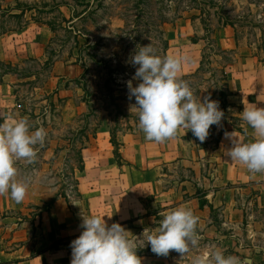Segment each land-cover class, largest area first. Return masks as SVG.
<instances>
[{
    "label": "rangeland",
    "instance_id": "1",
    "mask_svg": "<svg viewBox=\"0 0 264 264\" xmlns=\"http://www.w3.org/2000/svg\"><path fill=\"white\" fill-rule=\"evenodd\" d=\"M14 1L0 0V8L15 6ZM20 5L34 8L22 20L0 13V37L12 34L15 29L20 31L19 25L26 21L27 26L43 24L45 30L36 28V34L46 40L49 60L31 59L13 68L11 74L21 79L15 87L16 115L27 117L34 125L33 130L43 126L48 135L34 163H16L17 179L28 183L25 199L17 203L9 195H0V256L3 261L11 262L29 259L38 253L42 247L39 242L44 238L43 215L55 199L73 202L79 198L76 175L83 165L81 150L96 134L111 130L118 142L125 140L122 135H144L133 106L135 97L129 100L127 87V81L132 80L138 67L130 63L131 56L139 50L137 46L151 43L156 54L163 57L168 43L176 48L178 43L196 39L202 45V52L207 49L213 56L209 39L218 45V30L226 27L224 22H230L236 29V38L242 42L257 40L264 50V0H21ZM49 25L53 31L48 29ZM87 39L92 46L82 49L83 60H78V51ZM186 45L187 41L183 46ZM215 59L195 77H190L195 73L181 77L197 98L203 101L205 96H210L219 102L220 110L230 111L226 118L238 120L239 116L231 114H237L238 109L226 101L222 79L223 65L232 55ZM189 61H193L192 57ZM84 64L88 66L85 74ZM6 68V63L0 64L1 72ZM186 71H191L190 66H186ZM29 74L33 77L26 79ZM132 82L133 86L139 83ZM57 87L66 88L65 99L57 97ZM65 102L66 113L72 115L71 122H64L62 117ZM181 131L182 128L178 132ZM218 139L217 125H212L205 142L215 147ZM184 181H188L185 186ZM167 185L175 191L172 200L150 203L148 220L138 222L134 229L124 227L145 256L157 257L161 264H192L193 257L219 248L225 256H238L246 264H264V259L255 256V246L264 247V238L247 240L252 229L246 220L237 216L230 224H224L226 220L219 209L206 207L207 188L197 185L191 168L177 167ZM182 187L186 193L180 190ZM179 206L191 208L199 218V247L183 258L175 251L167 257L157 256L150 245L144 246L145 241L137 237H142L145 228L154 230L163 214ZM199 207L204 210L199 212ZM76 238L57 242L71 251V241ZM57 242L50 248L54 244L59 248L61 245Z\"/></svg>",
    "mask_w": 264,
    "mask_h": 264
},
{
    "label": "crops",
    "instance_id": "2",
    "mask_svg": "<svg viewBox=\"0 0 264 264\" xmlns=\"http://www.w3.org/2000/svg\"><path fill=\"white\" fill-rule=\"evenodd\" d=\"M36 28L44 29V25L25 26L20 31L0 37V61L21 66L31 59L49 60L45 50L46 40L36 34ZM48 29L53 31L50 27ZM29 34L30 37H27ZM217 36L218 45L232 52V59L226 66L225 88L230 93L228 104L238 109L237 114H231L239 116V119L230 120V117L226 118L230 111L224 112L222 127L217 126L219 139L216 146L212 147L205 141L201 143L190 130L183 128L175 138L162 143L146 139L145 134H126L121 136L125 140L119 141L120 161L115 154L111 130L99 132L81 150L84 168L76 175L79 198L73 202L57 199L44 213V238L39 242L42 247L38 253L29 259L12 262L3 261L0 256V264H71V251L66 245L61 244L59 248H50V245L81 234L82 213L105 215L104 219L109 225L120 223L123 227L134 229L138 222L151 217L150 203L172 200L175 191L167 182L179 166L191 168L197 185L206 186V207L219 209L226 220L224 224H230L234 217L240 216L252 229L247 240L259 241L264 238V173L253 174L244 165L229 160L225 154L231 147L225 133L234 132L235 137L244 142L254 138L241 112L250 104L264 107V50L257 40L240 41L232 26L218 30ZM186 41L188 45L183 46ZM186 41L178 43L176 48L169 44L166 52V56L184 58L181 76L195 73L202 61L201 43L192 39ZM190 57L192 62L189 61ZM186 66H190V72L186 71ZM16 77V74L10 73L0 82V123L5 118H20L16 115L18 97L15 87L21 79ZM54 78L60 80L66 77ZM57 90V97L65 99L66 88L57 87ZM62 117L64 122L72 120V115L66 113V102ZM186 183L188 181L182 182L184 186ZM180 190L184 191V188ZM236 195L239 197L236 198ZM219 197L222 198L218 200ZM203 210L198 209L199 212ZM249 210L253 212L248 213ZM255 249V256L264 259V247L255 246ZM142 264L161 263L151 255L143 256Z\"/></svg>",
    "mask_w": 264,
    "mask_h": 264
},
{
    "label": "clouds",
    "instance_id": "3",
    "mask_svg": "<svg viewBox=\"0 0 264 264\" xmlns=\"http://www.w3.org/2000/svg\"><path fill=\"white\" fill-rule=\"evenodd\" d=\"M137 48L130 63L138 67L132 80L127 81V87L129 100L135 97L133 106L138 112L139 129L146 139L162 143L175 138L183 128L203 143L211 126H220L224 117L219 102L210 96L201 101L194 95L189 83L180 75L183 57H161L151 43ZM133 80L139 81L137 86H133ZM241 117L252 129L254 138L244 142L236 138L234 132L225 133L231 141L226 157L244 165L253 174L264 173V107L245 106ZM33 128L27 117H9L0 123V195H9L17 203L25 199L28 183L17 179L16 163H34L48 135L43 126ZM104 217L82 213L80 227L83 230L70 244L71 264H142V258L137 255L138 245L129 238L130 232L120 223L109 225ZM198 220L191 208L179 206L163 214L154 230L145 228L142 237L137 239L145 241L144 246L150 245L157 256L167 257L175 251L183 258L199 247ZM192 264L246 262L238 256H225L216 248L193 257Z\"/></svg>",
    "mask_w": 264,
    "mask_h": 264
},
{
    "label": "trees",
    "instance_id": "4",
    "mask_svg": "<svg viewBox=\"0 0 264 264\" xmlns=\"http://www.w3.org/2000/svg\"><path fill=\"white\" fill-rule=\"evenodd\" d=\"M16 1V5L15 6H13V5H11V4H9V6L7 7V8H0V13H2L3 15H8V16H11V17H13V18H17V19H24L25 17H26V13L28 12V11H32V9L34 8V7H22V5H20V2H21V0H15ZM14 1V2H15ZM89 2H90V0H89ZM73 17H75V15L73 16ZM77 18H79V16L77 17ZM76 18V19H77ZM192 19L194 20L195 19V17H192ZM73 21V20H72ZM21 24V23H20ZM28 25V22L26 21V22H24L23 24H21V25H19V29H22L23 27H25V26H27ZM223 25L224 26H228V25H230V26H234L232 23H230V22H224L223 23ZM50 26V25H49ZM50 28L53 30V27H51L50 26ZM18 29V30H19ZM14 31H17V29H15ZM0 34H2V33H0ZM85 34V36H86V38H88L87 37V35L88 34H86V33H84ZM78 36H80V35H78ZM193 40V42H199L198 40H196V39H192ZM87 41V43L84 45V46H82V48L81 49H79V51H78V53H79V57H78V60L80 59V60H83L82 59V54H81V50L82 49H85V50H88V49H90L91 48V42H90V40H86ZM168 45H169V43H168ZM209 46H210V48H211V51H212V53L211 54H213V56H211L210 55V53H208V51H207V49L205 50H203V52H202V61H201V66L198 68V70L195 72V74H193V75H191L190 77H195L196 75H198L199 73H201L206 67H208L210 64H212V62H211V60L214 58V61H217V59H215V57H224L226 54H231L232 52L231 51H227V50H224L223 48H221L219 45H214V43L209 39ZM169 48V46L167 47V49ZM167 49H166V52H167ZM77 60V61H78ZM0 64H5L4 62H1L0 61ZM7 64V63H6ZM47 64V63H46ZM7 66H8V68H6V70L5 71H0V82H2V79H3V77L5 76V75H7V74H10V73H13V68L15 67V66H13L12 64H7ZM226 66H227V63L226 64H224L223 65V70H222V79H223V81L225 82L224 83V86L226 85V80H227V73H226ZM84 68H86V70L84 71V74L86 73V71H87V68H88V66L86 65V64H84ZM29 76H33L32 74H29L28 75V77H26V78H30ZM186 78H190L189 76L187 77V76H185ZM226 89V88H225ZM227 90V89H226ZM226 99H227V97L230 95V93L228 92V91H226ZM227 101V100H226ZM111 135H112V143H113V145L115 146V154H116V157L120 160V158H121V154H120V143L118 142V141H116V136H115V134H114V132L113 131H111ZM84 148V147H83ZM81 159H82V157H81ZM82 164H83V162H82ZM84 168V165H82L79 169L80 170H82ZM56 200V199H55ZM54 200V201H55ZM205 204L202 202L201 203V206L203 207ZM49 209L47 208L45 211H48ZM80 235V234H79ZM78 235V236H79ZM78 236H76V237H78ZM60 241H62V240H60ZM58 243V242H57ZM57 245H61V244H57ZM52 248H57L56 247V245L54 244L53 246H52ZM137 255L138 256H140L141 258L143 257V256H145L146 255V253H144V251H142V248L141 247H138V249H137Z\"/></svg>",
    "mask_w": 264,
    "mask_h": 264
}]
</instances>
